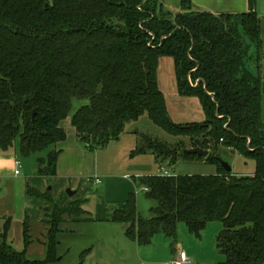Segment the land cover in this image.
Listing matches in <instances>:
<instances>
[{"label": "trees", "instance_id": "1", "mask_svg": "<svg viewBox=\"0 0 264 264\" xmlns=\"http://www.w3.org/2000/svg\"><path fill=\"white\" fill-rule=\"evenodd\" d=\"M255 4L249 0L246 13L215 16L189 0L180 3L179 13L162 0H0V155L17 142L23 157L48 151L39 161L40 175L56 177V146L67 140L66 121L89 147H100L147 115L190 144L151 143L157 159L174 162L182 155L217 166L218 172L139 178L155 203L151 217L142 219L131 195L111 222L127 225V238L138 246L150 245L159 233L176 237L181 223L200 238L218 222L223 230L217 245L225 257L220 264H264V54ZM164 58L174 61L179 95L201 102L204 124L172 121L158 80ZM75 100L89 103L72 114ZM196 148L209 156L185 153ZM224 152L254 161L255 173H226L220 163ZM26 193L54 201L51 191ZM87 202L72 198L53 213L43 261L27 256L28 218L22 252L8 244V219L0 233V264L59 263L63 218L86 216Z\"/></svg>", "mask_w": 264, "mask_h": 264}, {"label": "rangeland", "instance_id": "2", "mask_svg": "<svg viewBox=\"0 0 264 264\" xmlns=\"http://www.w3.org/2000/svg\"><path fill=\"white\" fill-rule=\"evenodd\" d=\"M182 1L162 0L166 9L173 13L180 12L179 5ZM256 11L261 17H264V0H256ZM158 79L170 117L175 124L202 125L205 123L201 102L198 99L184 98L179 95L175 64L172 59L165 58L160 61ZM88 103L87 101H73L72 114ZM70 124L69 119L62 125L65 132L69 129L67 127H70ZM182 141L185 146H190L188 140L169 135L156 126L147 115L138 121L129 123L118 139L112 140L104 146L92 145L89 147L80 139L74 140L75 146L77 149L79 148L76 161L79 171L82 172L80 178L88 181L90 163L93 165L95 161H97L100 174L104 176L101 175V186H95L93 182L87 183L90 191L85 197L88 201L85 209L90 213L87 217L90 216L94 221L74 224L84 216L79 218L65 216L63 218L62 232L58 238L60 242L58 256L61 261L56 264H172L178 256L177 249L179 248L190 257L192 264L223 263L225 257L220 253L217 245L218 237L223 230L221 223L209 224L200 238L192 235L186 225L181 223L177 228L176 237H168L159 233L154 236L150 245L139 247L131 244V240L127 238L124 241L130 245L122 250L121 238L123 236L119 229L123 225L112 226L113 224H103L95 220L98 216L95 211L97 201L105 194L106 190V175L112 176L117 179L116 181L126 183L123 180L125 176H127L125 179L128 182H134V179L138 177L159 176L161 170H166L174 176H213L217 174V166L200 161H188L182 155L174 162L170 158L164 160L160 157L157 159L159 154L150 148L151 143H159L173 148L181 144ZM47 155L48 151H45L23 157L19 152V142L10 153L3 155L9 161L16 157L20 163V168L17 169L23 175L14 177L12 176L14 171L8 165L4 168L5 180L4 183H0V233L3 232L7 220L12 219L8 244L18 252L24 251V223L28 218L32 244L27 256L32 261L46 259L45 243L49 231L48 223L57 208H63L72 201L64 194L52 203L45 199H34L26 194L27 185L38 188L39 172L44 168L39 161L45 159ZM221 160L232 168L235 175L251 176L255 173V162L247 160L239 154L233 155L224 152ZM27 173L33 177L27 179L25 177ZM55 178H46L49 184L48 189H52V196L57 194L55 185L58 182ZM136 188L138 213L142 219L148 220L155 203L148 199L146 191H143L138 184V179ZM49 191L47 190L43 194ZM66 191L64 192L66 193ZM110 192L115 195L113 188L110 189ZM74 198L76 199V197ZM113 206L117 205H111L110 209ZM108 227H114L112 228L114 230L110 231ZM113 237L114 239H112ZM111 242L113 244H109Z\"/></svg>", "mask_w": 264, "mask_h": 264}, {"label": "crops", "instance_id": "3", "mask_svg": "<svg viewBox=\"0 0 264 264\" xmlns=\"http://www.w3.org/2000/svg\"><path fill=\"white\" fill-rule=\"evenodd\" d=\"M189 1H191V3L196 7V9H199L201 11H206V12L209 11L210 13H216L217 15L223 14V13L242 14V13H246L249 11V0H189ZM255 10H256V4H255ZM257 14L261 20L262 53L264 54V17H261V15L258 12H257ZM260 68H261L262 78L264 80V60H262ZM193 99H197V98H193ZM262 106H263V122H264V94H263V99H262ZM168 112H169V110H168ZM67 128H69L66 131L67 140L56 146V150L58 152H60L58 165H57V176L55 178L58 183L55 185V187H57L56 188L57 194L53 195L52 198L54 200H57L60 198V196L65 194V192H64L65 190L72 189L73 191H78L77 196H75L76 198L86 200V198H85L86 194L89 193V191H90L88 189L89 184H87V183L93 182L95 186H99V185L101 186V184H102L101 175H103V174H100L99 169L97 167V161H95V163L93 165L90 163V166H89L90 173H89V176L87 177L88 181L86 179L83 180L80 178L82 176V172L79 171L78 163L76 161V159H78L77 155L79 153V151H78L79 148L77 149V147L74 144V140L78 141L79 138L76 134L75 129L71 126V124H70V127H67ZM70 134H72V137H70ZM72 139H74V140H72ZM69 140H71V142L68 143ZM232 154L235 155L236 153H232ZM3 155H7V154H3ZM3 155H0V183H2V182L4 183V180H5L4 168L6 167V165H8V167H10V169L14 171L12 176L21 177V175H23L22 172H20L19 175H15V171L17 168L16 163L19 162L17 160V158L14 157L11 161H9ZM164 171H166V170H164ZM162 172H163L162 170L159 172L161 174L159 176H162V174H163ZM166 172H168V171H166ZM217 172H218V170H217ZM232 173H233V170H232ZM169 174L172 175L171 173H169ZM26 175L27 176H25V177L27 179L33 177L29 173H27ZM38 177H39L37 179V180H39L38 188H32L31 186L27 185L26 192H27L28 188H31V189H34V190L43 194L45 191H47V190L49 191L51 189V188L48 189L49 184L46 180V178H48V177L41 176L40 172H39ZM105 177L107 178L106 190L104 191L105 194L102 197H100L99 200L97 201L95 211H96L98 216L96 217L95 220L99 221L103 224H113L112 226L123 225V224H115V223L111 222V218L113 217V213L116 210L121 209L131 195L137 194V188H136L137 179L143 178V177H138V178L134 179L135 180L134 182L133 181L128 182L126 180L127 176H125L123 178V180H125L126 183H122L121 181H116L117 179H115L109 175H106ZM145 177H149V176H145ZM98 181L100 183H98ZM111 188H113L115 195L111 194V192H110ZM142 190L146 191L143 188H142ZM0 191H1V189H0ZM50 191H52V189ZM80 196H82V198H80ZM34 199H36V198H34ZM70 199H72V198H70ZM87 204H88V202H87ZM87 204L83 206V209L85 210V212H87L85 209ZM111 205H117V206H113L110 209ZM88 215H90L89 212H87V215L84 216L83 219L76 221V223H74V224L89 223V222L94 221L92 218H90V216L87 217ZM107 226H110V225H107ZM108 228L110 231L114 230V229H112L114 227H108ZM127 229H128L127 225H123V227L121 229H119V230H121L122 236H123L122 237L123 239L121 238V245H122L121 249L122 250H123V248H126L130 245V244L126 243V241H124V239H127V236H126ZM112 239H114V237ZM130 242L134 246L139 247L136 242H133V241H130ZM109 244H113V242H111ZM129 248H131V247H129ZM181 252H182L181 248L177 249V255H179ZM177 259H178V256L176 257L175 261ZM175 261L172 262V264H174Z\"/></svg>", "mask_w": 264, "mask_h": 264}, {"label": "water", "instance_id": "4", "mask_svg": "<svg viewBox=\"0 0 264 264\" xmlns=\"http://www.w3.org/2000/svg\"><path fill=\"white\" fill-rule=\"evenodd\" d=\"M207 12L210 13L209 11H207ZM212 14L217 16L216 13H212ZM33 116H35V113ZM86 138H88V136H86ZM185 153L188 155H198L202 158H207L209 156V151H204V150L199 149V148L187 150V151H185ZM220 163L223 166V168L225 169L226 173H228V174L232 173V168L227 163L223 162L222 160H220ZM77 194H78V191H73L72 189H67V191H66V195L69 198H73V197L77 196Z\"/></svg>", "mask_w": 264, "mask_h": 264}, {"label": "built area", "instance_id": "5", "mask_svg": "<svg viewBox=\"0 0 264 264\" xmlns=\"http://www.w3.org/2000/svg\"><path fill=\"white\" fill-rule=\"evenodd\" d=\"M16 167L19 169L20 168V163L17 162L16 163ZM16 168V171H15V175H19V171L18 169ZM162 176H165V177H169L171 176L168 172L166 171H163L162 172ZM98 183H100L98 181ZM174 264H192V261L191 259L184 253V252H181L179 255H178V259L175 261Z\"/></svg>", "mask_w": 264, "mask_h": 264}]
</instances>
